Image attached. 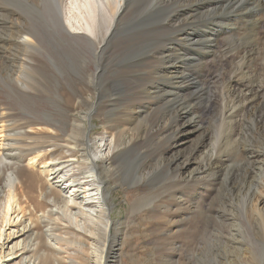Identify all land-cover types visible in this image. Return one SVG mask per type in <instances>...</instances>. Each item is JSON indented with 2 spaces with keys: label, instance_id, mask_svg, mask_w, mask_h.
Wrapping results in <instances>:
<instances>
[{
  "label": "rangeland",
  "instance_id": "obj_1",
  "mask_svg": "<svg viewBox=\"0 0 264 264\" xmlns=\"http://www.w3.org/2000/svg\"><path fill=\"white\" fill-rule=\"evenodd\" d=\"M32 2L33 0H1L0 22L8 19L9 15L21 17L28 23L33 21L32 19L37 16L38 8L32 5ZM151 3L143 7H134L123 16L122 29L119 33L123 31H127V33L125 36L115 39L111 45L114 46L112 47L113 56L123 54L125 62L120 68H116L112 64L114 58L109 57L105 64L107 65V75L114 76L116 79H124L126 87L123 90L116 89L111 97L113 100L105 99L101 104L100 111L92 119L87 115L95 102V89L91 84V78L96 71V66L95 60L86 52L84 46L72 44L75 51H71L63 44L64 48L58 49L60 54L56 56L55 66L49 65L46 56L39 53L34 54V62L31 67L34 70L30 71L33 75L28 71L31 77L29 86L33 92L21 91L19 93L11 90L3 80L1 81L4 74L2 69L4 58H8L7 62L11 66H19L15 54L12 52L15 51V48L12 47L11 51H6L0 45V105H2L0 108H5L8 111L7 120L12 123V129L14 128L19 133L22 132L25 124L30 123H33L29 126L34 130H37L39 126L48 128L45 129L48 137L45 138V135L42 138L46 142L43 141L45 144L43 152L54 154L52 156L53 164H55L52 167L54 172L47 173V168L41 169L44 167L43 164H40L36 171L43 176L42 180L48 183V187L51 184L59 189L60 194L62 192V200L54 204L52 197L49 199V206L34 213L35 216L37 214L46 216V221L40 228L48 234L49 246L56 250L50 264H91L93 250L91 236L84 230L81 217L82 213L88 211L87 207L90 206L83 208L74 204L72 194L73 184L81 187L80 194L90 188L89 184H84L89 170L82 166L83 156L88 154L93 156L92 158H97L102 170V177L107 181V193H109L107 205L110 208V218L114 225V229L109 234L111 245L108 244L109 247L106 248L107 264H200L199 259L197 260L199 256L204 257V264H224L227 259L232 261L238 257H241V260L246 264H264V240L260 239L258 234V230H262L261 218L258 225L253 220V208L255 209V205L259 204L257 201L264 200V168L261 166V162L263 164L264 161L252 164L249 160L250 155L246 153L244 159L238 162L233 151L236 147L226 145L225 141L227 142V139L233 136L230 135L232 127L224 123L232 120L229 118L223 120L225 105L221 99L223 98L221 93L224 91V85L221 83L214 85L209 82L189 85V81L192 83L191 80L199 76L197 72L201 71L202 65L201 62L199 64V60L192 62V65L191 63L186 65L185 76L190 79L185 77L188 83L184 86L188 88H186V93L191 95H186L187 99H191L188 104L193 107V113L198 117L197 120L203 128L201 131H191L187 135L179 132L177 138L185 140L182 141L181 147H177L173 138V134L177 131L170 126V116L165 118L166 122L163 119L165 107L153 99L149 93L159 83L164 89L168 87L167 91L173 90V87L159 82L156 75V69L161 65V60L158 56H152L144 63V66H141V72L134 66L129 69L126 60H131L134 63L142 58V35L146 32L149 33L152 29L151 32L157 35H155V39L157 42L159 41L161 49L166 47L167 41L173 35V14L174 9L177 8H175L173 0L164 5L165 8L157 7L158 10H156L157 8L153 9ZM205 20L193 21V26L196 27L194 29L204 34L219 29V25L212 26L208 20ZM0 26L5 27L2 24ZM1 27L0 41L3 43V39H7L6 35L8 37V34L3 32ZM87 34L97 44L99 43L95 35ZM128 38L131 39L127 42ZM64 39L67 42L72 41L67 36ZM52 42L53 40L47 41L46 51L52 46L50 44ZM235 42V39L225 40L224 43L228 47L219 56L225 57V55L232 54L237 48ZM56 47L60 48V46ZM201 48L200 46L186 51L188 47L182 46L181 50L185 49L182 57L192 54L189 56L192 58L193 54H196L204 58L207 55H203L204 52L199 50ZM198 51L201 53L199 54ZM262 53L261 55L264 57V52ZM212 58H216L217 61L218 55H211ZM210 64L213 66L211 62ZM209 70L213 74L218 69L213 66ZM231 70L233 72L234 67L224 69L223 73L229 74ZM137 71L140 72L138 76L134 74ZM262 73H264L263 62L259 73L261 77ZM214 95H218L215 101H213ZM170 96L172 97L171 94ZM111 101L119 107L115 121L117 123L115 131L118 136L121 137L120 133L122 132L118 129L124 123L132 128L129 134L130 138L132 137L131 143L128 145L130 147L121 145L120 150L126 152L119 153L115 160L112 155L108 160L102 158V155H99L101 148L97 144L99 139L104 138L106 133L111 131L110 126H104L106 123L105 109ZM138 108L143 110L147 108L149 113L141 117L146 116L145 120H138L139 123L132 122L130 125L132 116L141 110ZM44 114H49L50 118L44 117ZM30 128L27 129L30 130ZM235 129L236 127L233 128V130ZM247 133L250 134V132ZM204 134L207 135L201 143ZM87 141H90L93 147L91 151L84 152ZM118 143L122 144V139L119 138ZM200 143L204 145L201 146ZM73 144H76L78 148L75 153L71 154L68 150ZM199 145V150L196 151ZM248 149L264 152V147H258V145L255 148L248 147ZM12 153L10 158L14 157L16 150H13ZM177 153L181 155L180 163L172 165ZM70 154L71 156H69ZM221 155L222 157L218 158ZM52 157L48 156L47 161L52 162ZM213 157L216 158V161ZM68 159H77V161L65 164ZM187 161L188 164L185 167ZM213 161H223L225 162L224 166L232 168L230 167L227 171L219 174L221 168L214 165V172L219 174L217 181L213 180V174L210 177L196 174L197 170L211 165ZM108 164H111V170L108 169L110 167ZM66 166H68L66 169L68 175L63 179L64 184L59 185L57 182L61 181L59 177L63 175L60 173L61 169ZM152 167L157 168V174L150 180L145 178L143 182H138L139 177L147 174ZM8 168L2 167L0 186H4ZM247 171L251 175L248 179L251 186L249 187L247 184L244 190L238 191L241 186L244 187V175ZM24 174L26 172L21 173L22 176ZM248 189H251V192ZM80 194L77 196L82 198L84 195L80 196ZM139 200L141 201L140 208L137 212H133L132 207ZM65 203L72 208L69 210L70 212ZM49 214L52 215L51 218L47 217ZM30 218L31 216L26 217L23 226H30ZM35 233L36 231L27 238V242L34 241ZM16 242L14 241L5 248L4 253L8 255L12 245ZM40 256L45 257V255L35 256L30 253L25 255L24 259H19L18 263L39 264Z\"/></svg>",
  "mask_w": 264,
  "mask_h": 264
},
{
  "label": "bare ground",
  "instance_id": "obj_2",
  "mask_svg": "<svg viewBox=\"0 0 264 264\" xmlns=\"http://www.w3.org/2000/svg\"><path fill=\"white\" fill-rule=\"evenodd\" d=\"M168 2H172V0H52V2L51 0H33L32 5L38 8L36 11L37 16L32 19L33 21H29L28 23V21L21 17L9 15L8 19H4L5 21L2 23L0 22V24L5 26H0L3 32L5 31V33L8 34V37L5 34L7 39L4 38L3 43L0 41V45L3 47V50L6 51H11L12 47L15 48V51L12 52H14L15 59H17L19 65L11 66V64L7 62L8 58H2V69L4 74L1 81L3 80L5 85L13 91L19 93H21V91L33 92L32 88L29 86L31 77L28 71L32 72L33 68L31 67L34 62V54L39 53L42 56H46L49 65L55 66L57 61L56 56L60 54L58 49L64 48L62 47L63 44L70 48L71 51H75L72 48V44L84 46L86 52L95 60L96 66V71L91 78V84L95 89V102L87 115L88 118L92 119L100 111L101 104L105 99L113 97V93L116 89L123 90L126 87V81L124 79H116L114 76L107 75V65L105 64L106 59L109 57L114 58L112 64L116 68H120L123 62H125V60H123V54L115 55V57L113 56L112 47L114 46L111 45L115 39L125 36L127 33V31L119 33L122 29L121 22L123 16L128 10L134 7H143L151 3L153 9H155L160 6L164 7ZM173 4L175 8L177 7L174 9L175 11L173 14V35L170 40L167 41L166 47L163 48L164 50L161 49L162 47H159V41L157 42V39H155L156 34L151 32V29L149 33L146 32L142 35L143 41H140L143 45L142 58L134 63H132L131 60H126L129 69L134 66V68L136 67V69L140 71L141 66H144V63L152 58V56L159 57L161 65L156 69V75L159 78V82L173 87V90L167 91L166 89L168 87L164 89L159 83L153 87L152 91L149 93L153 99H156L159 104L165 107L163 119L166 120L165 118L170 116V126L177 131L173 134L175 146L181 147V143L185 139L182 140L177 138L179 132H183L187 135L191 131L197 132L201 131L203 128L201 123L197 120L198 117L193 113V107L188 104L191 99H187L186 95L190 94L186 93L187 87L184 86L188 83L185 80L186 65L188 63V65H190V63L192 65L195 61L199 60V64L201 62L202 65L201 71L197 72L199 76L193 78L191 80L192 83L188 80L189 85L194 86L202 82L205 84L209 82L214 85L219 83L224 85V91H221L223 97L221 99L225 105L223 108V120L226 118L232 120H228L229 122L225 121L224 123L232 127L230 135L233 136L231 137L232 139L229 138L227 142L225 141L226 145H228V147L230 145L236 147L232 150L235 156H237L238 162L244 159L243 157L246 153L250 155L249 160H251L252 164H258L261 160L264 161V152H262V150L256 151L255 149H248V147L255 148L257 145L258 147H264V73H262V77L259 74L262 62L264 64V57L261 55L263 54L262 52H264V0H179L177 2L173 0ZM158 8L156 10H158ZM199 19L208 20L212 26L219 25V29L214 31L215 29L213 28L214 30L207 34L198 32L197 29H194L195 26H193V21ZM189 21L190 24H188ZM87 33L95 35L99 43L97 44ZM65 36L72 41L67 42L64 39ZM130 39L131 38L126 39L127 42ZM228 39L236 40V50H234L232 54L228 53L229 56H219L221 52L226 51L225 49L228 46L224 41ZM48 40H53V42L50 43L52 46L46 51ZM56 46H60V48ZM182 46L188 47L186 51L201 46L202 48L199 50L203 51V55L207 56L202 58V56L193 54L192 58H190L189 56L192 54H188L187 56L185 55L186 57H182V53L185 51V49L181 50ZM200 53L201 52H199V54ZM216 54L218 55L217 61L216 58L211 59V55ZM205 60H207V62H205ZM209 61L214 68L218 69L213 74L209 70L210 67H213ZM228 67H234V71L232 72L231 70L232 73L230 72L229 74L223 73V70ZM139 71L134 74L137 76L140 75L141 71ZM31 75H33V73H31ZM186 78L189 77L187 76ZM217 96L214 95L213 101L216 100ZM111 100H113V98H111ZM113 103L114 102L111 101L108 104L104 113L106 119L104 126H110L111 131L108 130L109 132L106 133L105 137L99 139L97 142L101 148L99 155H102V158H106L107 160L111 155L115 160L119 153H125V150H120V146H128L132 138H130L129 135L132 128H129V125L127 126L126 123L118 129L122 132L120 133L121 137L116 133L115 127L117 123L115 121L117 119L116 116L119 112V107ZM138 109L141 110L137 111L136 115L132 116L130 125L132 122L139 123L137 122L138 120H145L146 116L144 118L141 117L149 113L147 108H144V110L142 108ZM44 117L50 118L49 114H44ZM7 118L8 111H6L5 108H0V172L3 166L9 167L7 174H5L4 186H0V264H21V262L18 263V260L24 259V256L30 253H33L35 256L45 255V257H39V264H50L52 255L56 250L49 246L47 240L48 234L40 228V226H43L45 223L46 216L40 214L35 216L34 214L49 206V199L52 197L54 198V204L62 200V192L60 194L59 189L51 184L50 187H48V183L42 180L43 176L39 175L36 171V168H38L40 164H43L44 167H41V169L47 168V173L54 172L52 168L55 166V164H53L54 158L52 157L54 154H45V152H43L45 140H42V138L45 137V135V138L48 137L45 132V129L48 128L37 126V130H34L32 127L30 128L33 123H30L25 124L22 132L19 133L15 131L14 128L12 129V123L9 122ZM182 121L183 123H181ZM227 126L225 125V127ZM234 127H236L235 130H233ZM27 128H30V130ZM247 132H250V134ZM206 135H203L201 143L205 140ZM117 136L122 139V144L118 143L119 138ZM38 138H40V140H38ZM200 145L196 148V151L199 150ZM85 146L86 149L84 152L92 150L93 146L90 141H87ZM76 148H78V146L73 144L70 146L68 152L73 154ZM13 150H16V154L13 158H10ZM71 154L69 156H71ZM48 156L52 157V162L47 161ZM83 157L84 162L82 166L89 170V175L85 178L87 180L84 184H89L90 188L82 191L80 194L79 192L81 191H79V189L81 187L75 186V184H73L75 181H73V203L83 208L90 206L87 207L88 211L82 213L81 217L84 230L89 232L91 236L93 247L91 252V264H107L108 257L106 256V248L109 247L107 246L108 244L111 245L112 241L109 239V234L111 230L114 229L113 221L110 218V208L107 205V199L109 197V193H107V181L102 177V170L100 169L97 158H92L93 156L89 154ZM220 157H222V155L218 156V158ZM213 158L212 160L215 159L216 161V158ZM180 160L181 155L178 154L171 164L177 165L180 163ZM74 161L76 162L77 159H68L65 164ZM25 162H27L26 165H24ZM187 164L188 161L185 167ZM224 164L225 162L223 161H213L211 165L197 170L196 174H198V176L206 175L209 177L213 174V180L217 181L219 174L227 171L231 167L224 166ZM61 165L64 166L62 163ZM110 165L108 164V166ZM214 165H218V167L221 168L219 169V174L214 172ZM261 166L264 168V163L262 164L261 162ZM67 168L68 166L61 169L60 173L63 175L59 177L61 181H58L57 184H64L63 179L68 175ZM108 169L111 170V166L108 167ZM157 171V168L152 167L148 170L147 174L139 177L138 182H143L145 178L150 180L157 174ZM24 172H26V174L22 176L21 173ZM250 176L251 175L247 171L244 175V187L241 186L238 191L244 190L247 184L249 187L251 186L248 182ZM78 194L84 196L79 198L77 196ZM77 197L78 199H76ZM78 200L81 201L78 203ZM258 202L259 204L255 205V209L253 208V220L257 222L258 225V221L261 218L262 230H258V234L260 239L264 240V200L260 199L257 203ZM140 204L141 201L139 200L133 205V212L138 211ZM65 206L67 209L69 208L68 211L72 209L69 205L67 206L66 203ZM27 216H31L29 227L23 226ZM47 217L51 218L52 215L49 214ZM21 226L22 228H20ZM35 231L34 241L27 242V238L30 237L31 234H34ZM14 241L17 242L12 245L9 254H5V248ZM198 259L200 264H204V257L199 256L197 260ZM224 264H246V262H243L241 257H238L232 261L227 259V262H224Z\"/></svg>",
  "mask_w": 264,
  "mask_h": 264
}]
</instances>
